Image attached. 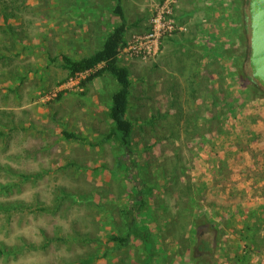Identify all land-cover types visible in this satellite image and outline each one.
<instances>
[{"label":"rangeland","instance_id":"374dc122","mask_svg":"<svg viewBox=\"0 0 264 264\" xmlns=\"http://www.w3.org/2000/svg\"><path fill=\"white\" fill-rule=\"evenodd\" d=\"M164 1L121 0L125 43L144 33V21ZM212 6L219 14L201 20L206 33L200 50L216 55L213 94L164 93L167 80L174 89L178 80L166 75L168 68H179L190 87L196 80L184 77L181 46L189 40L174 16L185 29L167 65L123 50L118 55L131 80L134 177L150 187L138 215L155 245L150 264H264V247L249 261L237 258L245 249L240 231L246 215L264 204L258 159L264 96H244L247 81L233 76L234 56L249 45L239 10L230 0ZM113 7L112 0H0V185L8 186L0 203L19 204L0 210V264H145L141 239L127 245L111 240L125 235L121 210L133 191L119 162L122 149L102 141L119 84L107 72L87 81L104 64L70 76L60 59L78 60L101 48L118 23ZM207 96L210 109L195 107ZM62 131L86 140L66 139ZM202 240L211 253L197 249Z\"/></svg>","mask_w":264,"mask_h":264},{"label":"trees","instance_id":"16d2710c","mask_svg":"<svg viewBox=\"0 0 264 264\" xmlns=\"http://www.w3.org/2000/svg\"><path fill=\"white\" fill-rule=\"evenodd\" d=\"M114 2L113 13L118 18V23L113 26L108 35L106 36L101 48L95 51L93 54L82 57L78 60L71 58L66 54H61L60 59L62 66L67 70L68 74L75 75L76 73H83L86 71H92L99 64H104L95 72L91 73L87 81H91L96 77H100L104 72L111 74L119 84V88L111 95V105L108 111L109 120L112 126L109 132L102 138V141H114L122 151V158L119 161L125 166V170L128 175L131 176L132 190L131 200L127 206L121 210V215L126 226V232L123 236L112 235L111 240L121 245H127L131 239L139 238L143 242H148L150 239V232L147 229L141 227V223L138 219V215L142 213L145 208L146 201L142 196L144 193L150 190V187L136 178L137 167L135 166L134 157L131 156V135L134 129V122L128 117L129 107V95L131 80L129 77V70L125 66L118 64L119 50L125 45L124 34L127 30V22L124 15L123 6L121 0H112ZM233 5L239 10L242 18V28L245 33H249L248 28V15L247 4L248 0H230ZM7 17V16H6ZM243 38V37H242ZM248 56L249 45L246 49L234 56L233 59V76L236 80H245L244 96H264V89L252 80L249 74L248 68ZM235 103L230 105L231 110ZM224 116V114H223ZM216 118V117H215ZM63 136L66 139H74L79 141H85L86 138L79 136L73 132L62 131ZM134 175H136L134 177ZM134 177V178H133ZM8 186L0 185V193L4 191ZM264 192V191H263ZM19 204L17 202L2 204L0 203V210L6 212L17 209ZM247 219L244 224V228L240 231V238L244 241V250L242 254L237 255L239 262L249 261L251 254L255 251H259L264 247V234L260 235V228L264 225V204L260 205L256 210L248 211ZM264 233V226L262 228ZM199 251L207 250L212 252L211 246L205 240H202L197 245ZM4 249L0 247V253ZM154 251L150 248L149 253L145 256V264H150L153 259ZM200 260H197L195 264H200ZM203 264H207V260H203Z\"/></svg>","mask_w":264,"mask_h":264},{"label":"crops","instance_id":"0c3cea01","mask_svg":"<svg viewBox=\"0 0 264 264\" xmlns=\"http://www.w3.org/2000/svg\"><path fill=\"white\" fill-rule=\"evenodd\" d=\"M151 1L156 2L160 0H151ZM178 1H179L178 4L177 5L175 4L173 8V16L175 17L174 19L178 21V23H180L186 28V32H183L184 33L183 35H188L187 37L188 39L186 41L189 40L188 44L181 46L183 48V52L184 50L186 51V53H184L182 57L184 61L183 66L185 68L183 70H185L186 72L184 73V77L185 78L186 77L196 78V80L194 81L195 87H190V85L187 82H183L179 74V68H176L175 70L173 68L171 69L168 68L165 70L166 75L171 74L176 77L175 78L176 80L178 79L176 83L177 85H175L176 89L178 88L179 85H181L179 89L181 87H185L184 88L185 90L180 91L178 89L177 90L174 89L173 85L171 87L169 80H167L168 88L164 93L166 95L167 94L172 95V94H176V92L179 91V93L181 94H189V95L195 94L196 95V94H199V92L196 91V89H201L200 93H204V95L213 94L215 91L216 85H217L216 83V79H217L216 61L217 60H216V55L214 53L210 54L209 52L206 53V52H203V50H200V45L204 46L205 44L204 34L206 33V28H204V26L201 24V20L205 18V16L207 15L213 14L212 16L216 17L217 14H219V12L216 10V8H213L215 6H212V5L213 3L216 4L220 2L221 0H217V1L216 0H178ZM123 10H124V7H123ZM179 14H182L184 17L183 18L179 17ZM148 24H149L148 20H145L143 24V26L145 27L143 29V32H145L148 29ZM209 27H212L211 29L208 28L209 31H212V29H214V26H209ZM127 30L124 34V39H126L125 35L127 34ZM180 33L182 32L180 31L178 33H173L172 35L166 36L162 39L161 45H160V52L156 60H154V62H160L161 65L168 64L167 60L169 57V50L173 49L175 44L182 41V40L176 39L182 36ZM180 39H182V37H180ZM212 44L214 45L213 41L208 40L207 45L213 47ZM175 59L176 58H174V60ZM177 59H178L177 62L180 61L178 57ZM218 62H220L219 59H218ZM223 73L224 75L227 74L225 73V71ZM201 104H204L205 106H207V109H210V105H211L210 97L207 96L205 99L204 98L198 99L195 102V107H200ZM261 127L264 130V124ZM263 133L261 135H263ZM260 151L261 152H260V155L258 156V159H261L260 166L262 167L263 174H264V149L261 146H260ZM233 157H234V154H233ZM239 162L243 163L244 161L239 160ZM245 163H246V159H245ZM261 180H262L261 185H264V177ZM262 196H263V202H264V192L262 193ZM150 237H151V234H150ZM144 243L146 245L145 246L146 255L149 253L150 248L154 251L153 248L155 247V245L151 242V239H149L147 243L146 242Z\"/></svg>","mask_w":264,"mask_h":264},{"label":"built area","instance_id":"2783aa9c","mask_svg":"<svg viewBox=\"0 0 264 264\" xmlns=\"http://www.w3.org/2000/svg\"><path fill=\"white\" fill-rule=\"evenodd\" d=\"M176 0H165L151 16L148 29L142 34H134L120 49L132 56L156 60L161 41L175 31H183V26H177L173 19V8ZM119 50V52H120Z\"/></svg>","mask_w":264,"mask_h":264},{"label":"water","instance_id":"95a60500","mask_svg":"<svg viewBox=\"0 0 264 264\" xmlns=\"http://www.w3.org/2000/svg\"><path fill=\"white\" fill-rule=\"evenodd\" d=\"M248 68L250 77L264 89V0H248Z\"/></svg>","mask_w":264,"mask_h":264}]
</instances>
